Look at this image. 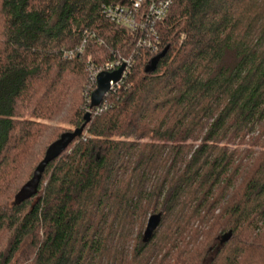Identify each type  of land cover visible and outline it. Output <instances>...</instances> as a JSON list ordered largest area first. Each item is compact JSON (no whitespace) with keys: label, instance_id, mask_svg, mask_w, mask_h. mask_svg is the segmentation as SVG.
I'll list each match as a JSON object with an SVG mask.
<instances>
[{"label":"trees","instance_id":"1","mask_svg":"<svg viewBox=\"0 0 264 264\" xmlns=\"http://www.w3.org/2000/svg\"><path fill=\"white\" fill-rule=\"evenodd\" d=\"M129 2L0 0V264H264V0H171L156 52Z\"/></svg>","mask_w":264,"mask_h":264},{"label":"built area","instance_id":"2","mask_svg":"<svg viewBox=\"0 0 264 264\" xmlns=\"http://www.w3.org/2000/svg\"><path fill=\"white\" fill-rule=\"evenodd\" d=\"M171 6V0H130L128 5H114L105 7L103 14L110 22L122 28L129 30L137 37L136 47L146 49L150 52H156L159 47V36L157 27L165 19ZM83 45L78 48L77 53H81ZM70 52L66 57H73ZM133 63L132 58L117 59L113 63L106 65L103 71H97L91 68L95 73L94 77L100 72H114L122 65L125 66L121 79L116 84H110L111 90L127 76Z\"/></svg>","mask_w":264,"mask_h":264},{"label":"water","instance_id":"3","mask_svg":"<svg viewBox=\"0 0 264 264\" xmlns=\"http://www.w3.org/2000/svg\"><path fill=\"white\" fill-rule=\"evenodd\" d=\"M165 51L161 54V57L164 56ZM155 64V63H154ZM154 64H152L151 68L153 69ZM125 66L122 65L119 69H117L114 72L108 73V72H100L96 78V89L91 94L90 100H91V107L98 106L100 102L102 101L103 97L107 95L111 90L110 84H116L120 81L122 72L124 71ZM90 113H86L84 119L85 122H88L90 120ZM82 129H77L71 134L63 135L55 145L51 146L49 150L46 153L44 161L40 164V170H42L45 165L51 161L53 158L60 155L61 152H63L69 143H71L76 137H78L82 133ZM161 221V215H151L148 217L145 230L143 232L142 236V242L148 243L154 231L159 226V223Z\"/></svg>","mask_w":264,"mask_h":264}]
</instances>
